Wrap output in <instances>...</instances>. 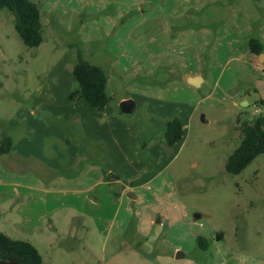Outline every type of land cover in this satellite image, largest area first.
<instances>
[{"label":"rangeland","instance_id":"obj_1","mask_svg":"<svg viewBox=\"0 0 264 264\" xmlns=\"http://www.w3.org/2000/svg\"><path fill=\"white\" fill-rule=\"evenodd\" d=\"M35 1L44 24V41L38 47L27 46L14 27L13 14L0 9V144L2 134L12 131L18 114L35 106L33 101L45 87V93L53 96L48 100L65 103L66 91L70 96L78 86L67 64L68 57L76 61L78 50L88 61L106 69L108 51L127 64L145 48L157 50L156 43L162 45L161 39L155 40L160 32L166 38L162 57H154L142 69L135 66L136 75L128 80L126 90L116 91L115 76L109 74V92L113 105L119 108L122 93L133 89L141 90L140 94L144 90L153 101L162 100V117L138 97V108L130 113L132 122L144 130L139 131L138 142L151 138L156 155L165 153L159 164L162 171L157 167L151 172L155 174L135 193L137 201L127 204L114 197L87 205L86 216L79 211L85 227L97 230L87 239L93 251L88 252L84 240L71 242L73 249L65 252L63 261L264 264V154L239 174H230L225 168L227 157L241 141L243 122L257 116L254 111L258 107L264 115V102L259 103L264 97L254 85L257 79L264 80V57L247 54L251 37L264 43V0ZM121 8L123 13L114 17L116 25L125 22L130 29L135 25V38L129 44L126 37L122 39L111 30L110 23L115 24L112 10ZM188 55L198 60L191 71L200 72L205 79L199 88L183 79L182 66L192 62ZM52 87L53 92H48ZM69 87L73 88L70 92ZM244 100L249 104L242 105ZM158 102L152 105L159 107ZM37 114L44 112L38 109ZM174 116L185 119V135L165 147L161 129ZM133 127L138 131L135 128L139 126ZM156 160L154 157L150 170ZM27 174L18 177L19 184L0 183V206L14 209H0V230L12 238H32L31 231L50 229L48 221L28 219L26 206L34 211L38 206L25 204L29 191L23 182L31 180ZM3 175L0 182L16 180L13 173ZM117 187L113 185V189ZM100 190L104 193L108 188L104 185ZM58 223L60 228H68ZM79 223L80 219L75 220L73 227H82ZM218 233L222 239L216 238ZM198 235L210 240L208 249L198 246ZM179 252L182 256L177 258Z\"/></svg>","mask_w":264,"mask_h":264},{"label":"crops","instance_id":"obj_2","mask_svg":"<svg viewBox=\"0 0 264 264\" xmlns=\"http://www.w3.org/2000/svg\"><path fill=\"white\" fill-rule=\"evenodd\" d=\"M112 13V22L115 24L109 22L113 26L111 30L114 29L115 35L122 36V39L126 37L128 44L131 43L132 38H135V25L131 26L132 29L127 24L124 25L125 22L116 25L117 21L114 20V17H117L118 13H123V8L120 11L114 9ZM161 34L162 32L155 37V40H162V45L156 43L157 50L149 52L145 48L143 52L141 50L140 55H136L135 58L134 56L130 57L127 64H123L122 58H118L109 51L106 52L109 56L106 59V70L108 74L111 71L115 76L116 91L126 90L128 80L136 75L133 69L135 66L142 69L154 57H158V55L162 57V46L166 44V38L165 34ZM247 54L249 56L253 53L249 51ZM188 56L192 62L182 66V76L187 82L189 77L201 75L200 72L191 71L196 67L195 58L197 57ZM178 58L182 60L183 57L178 56ZM68 59L70 73L74 69L76 61L73 57H68ZM140 61L142 63L138 64ZM142 72L145 73V71ZM53 76L56 77L55 74ZM111 79L112 76H109L107 86L109 94ZM70 80L73 78L70 77ZM260 80L257 79L254 84L255 89L259 92H261L258 88ZM204 82L205 79L202 84ZM52 89L53 87L47 91L53 92ZM70 89L73 88L69 87L67 90ZM42 90L43 87L40 91ZM43 91L44 93L37 94L38 98L33 101L35 106L30 108L31 110H25L22 114H18V118L13 123L14 128L11 129L12 131L10 130L9 134L13 137L14 143L9 153H0L2 158L0 175L10 176L13 173L16 180H1L0 183L19 184L21 179L18 177L23 176L25 171L28 173L27 175L31 176L29 182H23L29 191L28 201L25 204L30 203L38 207L34 211L32 207L26 206V213L30 214L28 219L37 220L40 223L48 221L50 229H35L30 232L29 236L32 238L25 239L36 245L45 264L47 261L50 264H67L63 261L65 252H71L73 249L69 243L84 240V243L89 245L88 252L93 251V247L87 239L97 230L85 227V219H82L78 212L80 211L86 216L87 205L95 206L104 199L114 197L127 204L130 203L129 200L137 201L139 195H135V193L155 174L151 172L155 171L157 167L158 172L162 171V166L160 168L159 164L165 153L159 152L160 156H157L150 145L151 138L148 139L147 149L157 158L155 168L150 170L144 161L139 145L136 143L132 126H139L138 129L135 128L138 130L135 131L136 133L143 132V128L138 123L132 122L130 114L124 117L126 113H123L118 106L113 105V98L104 109H97L79 95L70 98L66 89L65 103L60 105H57L54 100H48L53 96L45 93L46 87ZM140 91L133 89L132 92L122 93L120 99L122 101L133 98L136 101V108H138V98H141L144 105L149 108L153 107L158 117H162V100L160 99V102L153 101L152 97L144 90L141 94ZM110 95L112 96V94ZM156 102L159 107L152 105ZM38 109H42L44 115H38ZM154 121L157 123L160 120L155 119ZM182 121L186 125L184 118ZM24 125L27 126L24 127ZM27 160H31L29 165L26 163ZM115 184H118L117 190L113 189ZM104 185L107 186L108 191L103 193L100 186ZM114 192L115 194H113ZM23 207L16 210L18 214ZM0 209L14 210L11 207L2 208L1 206ZM77 219L82 222L78 224L82 227L74 228V221ZM58 221L62 225H68V228H60ZM39 244L43 245V248H40Z\"/></svg>","mask_w":264,"mask_h":264},{"label":"trees","instance_id":"obj_3","mask_svg":"<svg viewBox=\"0 0 264 264\" xmlns=\"http://www.w3.org/2000/svg\"><path fill=\"white\" fill-rule=\"evenodd\" d=\"M0 9H7L14 16V27L23 42L29 47H38L44 41V24L39 3L35 0H0ZM250 51L259 56L264 51V43L260 38L249 39ZM73 69L77 80V88L70 94L84 98L92 107L104 109L112 101L107 86L109 74L98 64L88 61L82 50H78ZM260 98L259 103H263ZM165 147L180 142L185 135V125L179 116H174L163 125ZM242 138L238 146L227 157L225 168L230 174H239L250 165L256 157L264 154V115L257 114L253 119L241 125ZM136 143L139 145L144 161L152 168L154 157L148 151V138L138 142L140 134L134 131ZM13 137L5 132L1 137L0 153H9L12 149ZM217 239H222L218 233ZM197 244L203 250L210 247V240L203 236L196 237ZM0 264H45L43 256L34 243L27 239L12 238L0 230Z\"/></svg>","mask_w":264,"mask_h":264},{"label":"water","instance_id":"obj_4","mask_svg":"<svg viewBox=\"0 0 264 264\" xmlns=\"http://www.w3.org/2000/svg\"><path fill=\"white\" fill-rule=\"evenodd\" d=\"M261 56L264 57V54L261 53ZM204 78L201 75H196L188 78V82L195 86L196 88H199L203 82ZM260 84L258 86L259 90L261 91L262 96L264 97V81L260 80ZM248 101L244 100L242 105H248ZM120 109L123 113H133L136 109V101L133 98H127L120 102ZM195 217L198 219L200 218V214L196 213ZM182 254L180 252L177 254V258H180Z\"/></svg>","mask_w":264,"mask_h":264},{"label":"built area","instance_id":"obj_5","mask_svg":"<svg viewBox=\"0 0 264 264\" xmlns=\"http://www.w3.org/2000/svg\"><path fill=\"white\" fill-rule=\"evenodd\" d=\"M261 111H262V109H261L260 107H258V108L255 109L254 112H255L256 114H259V113H261Z\"/></svg>","mask_w":264,"mask_h":264}]
</instances>
